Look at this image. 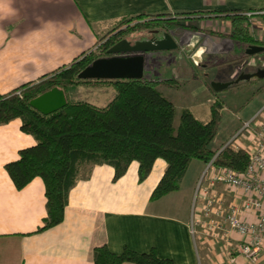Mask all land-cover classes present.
<instances>
[{"label": "crops", "instance_id": "obj_1", "mask_svg": "<svg viewBox=\"0 0 264 264\" xmlns=\"http://www.w3.org/2000/svg\"><path fill=\"white\" fill-rule=\"evenodd\" d=\"M196 10L255 12L264 10V0H0V92L70 64L92 49L121 18ZM258 15L253 13L251 19L256 35ZM197 25L214 33L158 28L148 30L149 36L140 35L135 45L143 46L137 54H144L145 63L149 62L144 77L177 80L176 85L166 81L158 85L176 106V122L183 108H190L207 122L212 102L224 103L218 134L222 136H217V145L211 147L217 150L264 105V101L253 104L260 94L254 91L253 96L244 98L241 88L252 86L254 78L263 83L264 63H258L257 55L264 57V47L236 46L231 37L219 33L230 31L225 20L204 17ZM260 25L264 31V23ZM123 40L134 46L129 38ZM132 52L119 47L114 51L120 56ZM247 55L251 57L247 65L253 67L249 70L244 66ZM35 143L32 135L22 131L20 119L0 124V264H95L94 249L104 244L118 254L125 249H156L159 257L176 264H252L237 256L242 243L237 231L226 235L202 227L192 234L193 197L203 167L193 175L187 170L180 189L151 199L167 167L163 159L156 160L144 181L139 180L138 162L133 161L118 180L113 179L114 168L108 164L83 165L69 192L64 220L38 231L47 213L43 180L36 178L17 189L5 168L7 162L18 158L21 148ZM213 191L224 205L238 201L225 185L217 184ZM197 214L202 216L201 208ZM234 255L236 260L231 261ZM263 261L264 250L259 263Z\"/></svg>", "mask_w": 264, "mask_h": 264}, {"label": "trees", "instance_id": "obj_2", "mask_svg": "<svg viewBox=\"0 0 264 264\" xmlns=\"http://www.w3.org/2000/svg\"><path fill=\"white\" fill-rule=\"evenodd\" d=\"M247 13L243 10H196L124 17L101 36L92 49L70 64L9 92H0V124L20 119L22 131L36 139L34 145L21 148L18 158L7 162L5 168L17 189H23L36 178L43 180L47 213L38 231L53 228L64 220L69 192L85 164H108L114 168L113 179L118 180L130 164L137 161L139 180L144 181L156 160L163 159L167 167L151 199L180 189L193 159L208 164L216 155L217 150L210 145L220 128L224 103L221 100L212 102L211 117L207 122L197 118L190 108H183L176 122V106L158 85L162 81L176 85L177 80L146 77L94 80V84L109 82L115 90L104 106L67 99L65 107L44 114L30 101L54 87L66 92L70 86L92 81L79 78V73L94 60L113 54L119 42L134 31L160 28L214 33L197 25L199 20L208 17L228 23L230 31L219 33L231 37L236 46L264 47V41L252 31L253 16ZM258 16L264 23V13ZM263 91L264 85L255 90L257 94ZM249 162V154L231 144L225 146L214 160L218 168L231 167L239 172L244 171ZM94 261L95 264H176L170 258L159 257L156 249L149 252L125 249L118 254L107 244L94 249Z\"/></svg>", "mask_w": 264, "mask_h": 264}, {"label": "built area", "instance_id": "obj_3", "mask_svg": "<svg viewBox=\"0 0 264 264\" xmlns=\"http://www.w3.org/2000/svg\"><path fill=\"white\" fill-rule=\"evenodd\" d=\"M253 13H264V10L247 14L252 16ZM228 144L243 148L249 154L250 162L244 171L215 166V158ZM217 184L232 189L239 202L224 205L217 191H213ZM200 208L202 216L199 217L197 210ZM202 227L206 232L214 228L226 235L237 231L242 236L237 256L242 255L252 264H260L259 258L264 250V105L217 150L199 178L191 211L192 234ZM235 260L236 255L231 258V261Z\"/></svg>", "mask_w": 264, "mask_h": 264}, {"label": "water", "instance_id": "obj_4", "mask_svg": "<svg viewBox=\"0 0 264 264\" xmlns=\"http://www.w3.org/2000/svg\"><path fill=\"white\" fill-rule=\"evenodd\" d=\"M233 43V42H232ZM128 48L141 51L142 48ZM118 48L115 47L114 51ZM147 50V48H146ZM145 55L109 56L94 60L78 75L81 79H131L143 78L145 71ZM68 100L64 89L54 87L33 98L30 104L44 114H50L66 106Z\"/></svg>", "mask_w": 264, "mask_h": 264}, {"label": "rangeland", "instance_id": "obj_5", "mask_svg": "<svg viewBox=\"0 0 264 264\" xmlns=\"http://www.w3.org/2000/svg\"><path fill=\"white\" fill-rule=\"evenodd\" d=\"M257 22H260V23L262 22V20H261V18L259 16H258ZM257 22H256V26H255L256 31H259V34L257 33V35H260V37L264 39V31L262 29V26L260 25V23H257ZM212 25L213 26L216 25V22H212ZM257 25H259V26L257 27ZM144 34H146V36H149L150 35V31H143V30H142V32L134 31V32H131L130 34H128L127 36H125V37L129 38V40L132 42V44H135V42L138 40V37H140V35H144ZM255 35H256V33H255ZM257 35H256V37H258ZM233 49H235V51L237 50V48L234 45H233ZM109 55L110 56H114V55L118 56L119 54L113 53V54H109ZM257 56H258L257 58H259L258 63L259 62L264 63V60H263L264 57L259 56V55H257ZM150 57H151V55L149 56V58ZM250 58H251L250 55H247L245 57V65L244 66L247 67L248 70L253 68V67H249L247 65V62L250 63ZM241 62H242L241 63V65H242L244 63V61H241ZM145 64H146V68H148L149 67V62H147ZM235 64H236V62H234V65ZM90 80H92V81L85 82V83L83 82V83L78 84V85L70 86L69 89L65 92L67 99H70V100H85V101H88V102H90V103H92L94 105H97V106L106 105L111 100V98L113 97V95L115 93V90H114L113 86L109 82H101L99 84H94L93 81L96 80V79H90ZM260 81L261 80H258L257 78H254L253 79V83L254 84H252V86H251V84H245L243 87H241L242 90H243V93H244V98L253 96L254 91L261 84L264 83V81H263V83L259 84ZM261 93L257 94V95L260 94V96L258 98H256V100L254 101L253 104L257 105V104L260 103V101H264V91L261 92ZM244 102H245V99L242 101V103H244ZM218 134H219V130L217 131V134H216L215 138L218 136ZM221 136L222 135L220 134L218 137L220 138ZM214 139H213V141L211 142V145H210L213 148L217 145L216 142L218 141V139H217V141H215L216 139L215 140ZM237 142H236V144H237ZM134 162H137V161H134ZM191 163H190V165L188 167V173L192 172V173H189V174H192V175L194 173H196L197 170H199L200 167H203V172H204V170L206 169V167L208 165L207 163L204 164V162L201 161L200 159H193L191 161ZM190 178H191V175H190Z\"/></svg>", "mask_w": 264, "mask_h": 264}, {"label": "flooded vegetation", "instance_id": "obj_6", "mask_svg": "<svg viewBox=\"0 0 264 264\" xmlns=\"http://www.w3.org/2000/svg\"><path fill=\"white\" fill-rule=\"evenodd\" d=\"M135 43H137V42H135ZM135 45V44H134ZM136 45H138L137 47H143V46H141L140 44H136ZM148 44H146V46H147ZM119 48H133V47H135V46H131V45H129V43H127L125 40H121L120 42H119V44L117 45ZM132 53H134V54H137V53H139V51H133ZM133 54V55H134Z\"/></svg>", "mask_w": 264, "mask_h": 264}]
</instances>
